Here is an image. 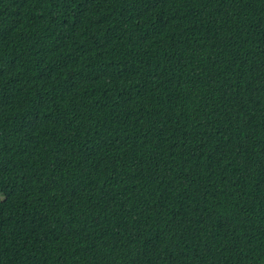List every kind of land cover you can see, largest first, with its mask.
Returning a JSON list of instances; mask_svg holds the SVG:
<instances>
[{"label":"trees","instance_id":"1","mask_svg":"<svg viewBox=\"0 0 264 264\" xmlns=\"http://www.w3.org/2000/svg\"><path fill=\"white\" fill-rule=\"evenodd\" d=\"M0 264H264V0H0Z\"/></svg>","mask_w":264,"mask_h":264}]
</instances>
